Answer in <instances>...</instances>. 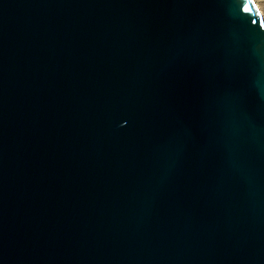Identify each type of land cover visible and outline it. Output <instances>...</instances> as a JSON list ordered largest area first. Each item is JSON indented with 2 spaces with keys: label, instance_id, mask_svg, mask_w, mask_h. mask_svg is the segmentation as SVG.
I'll return each mask as SVG.
<instances>
[{
  "label": "water",
  "instance_id": "water-1",
  "mask_svg": "<svg viewBox=\"0 0 264 264\" xmlns=\"http://www.w3.org/2000/svg\"><path fill=\"white\" fill-rule=\"evenodd\" d=\"M0 264H264L254 0H0Z\"/></svg>",
  "mask_w": 264,
  "mask_h": 264
},
{
  "label": "bare ground",
  "instance_id": "bare-ground-1",
  "mask_svg": "<svg viewBox=\"0 0 264 264\" xmlns=\"http://www.w3.org/2000/svg\"><path fill=\"white\" fill-rule=\"evenodd\" d=\"M255 1V0H254ZM256 3V5H257V8H258V10L260 11V13H261V15L263 16V18H264V10H263V8H262V6H260L257 2H255ZM263 3V2H262Z\"/></svg>",
  "mask_w": 264,
  "mask_h": 264
},
{
  "label": "rangeland",
  "instance_id": "rangeland-1",
  "mask_svg": "<svg viewBox=\"0 0 264 264\" xmlns=\"http://www.w3.org/2000/svg\"><path fill=\"white\" fill-rule=\"evenodd\" d=\"M255 2H257L260 6H262L263 10H264V0H255ZM263 2V3H262ZM264 13V12H263Z\"/></svg>",
  "mask_w": 264,
  "mask_h": 264
},
{
  "label": "snow or ice",
  "instance_id": "snow-or-ice-1",
  "mask_svg": "<svg viewBox=\"0 0 264 264\" xmlns=\"http://www.w3.org/2000/svg\"><path fill=\"white\" fill-rule=\"evenodd\" d=\"M246 10H248V9L246 8Z\"/></svg>",
  "mask_w": 264,
  "mask_h": 264
}]
</instances>
